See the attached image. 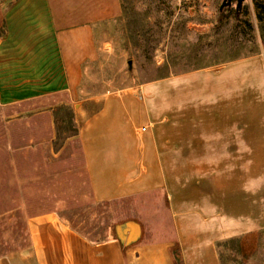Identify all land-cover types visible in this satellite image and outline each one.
<instances>
[{"label":"crops","instance_id":"obj_1","mask_svg":"<svg viewBox=\"0 0 264 264\" xmlns=\"http://www.w3.org/2000/svg\"><path fill=\"white\" fill-rule=\"evenodd\" d=\"M1 20L0 106L67 96L93 200L160 194L171 231L90 240L49 211L27 218L28 244L0 264H177L174 249L183 264H221L219 243L264 231V44L83 98L126 45L121 0H5Z\"/></svg>","mask_w":264,"mask_h":264},{"label":"rangeland","instance_id":"obj_2","mask_svg":"<svg viewBox=\"0 0 264 264\" xmlns=\"http://www.w3.org/2000/svg\"><path fill=\"white\" fill-rule=\"evenodd\" d=\"M222 1L121 0L126 45L85 79L83 98L258 54L264 0ZM75 113L65 95L0 106V257L28 244L29 216L49 211L90 240L126 244L170 233L160 194L93 200ZM219 256L221 264H264V231L223 242Z\"/></svg>","mask_w":264,"mask_h":264},{"label":"trees","instance_id":"obj_3","mask_svg":"<svg viewBox=\"0 0 264 264\" xmlns=\"http://www.w3.org/2000/svg\"><path fill=\"white\" fill-rule=\"evenodd\" d=\"M235 239H237V238L229 239V242H234ZM226 241H228V240H226ZM222 244H223V242L219 243L218 246L220 247ZM173 256H174L177 264H183L182 263V259H181V255H180V253H179V251L177 249L173 250Z\"/></svg>","mask_w":264,"mask_h":264},{"label":"water","instance_id":"obj_4","mask_svg":"<svg viewBox=\"0 0 264 264\" xmlns=\"http://www.w3.org/2000/svg\"><path fill=\"white\" fill-rule=\"evenodd\" d=\"M230 1H231V0H223V1H222V5H227V4L230 3ZM236 1H237V3L239 4L242 0H236Z\"/></svg>","mask_w":264,"mask_h":264}]
</instances>
